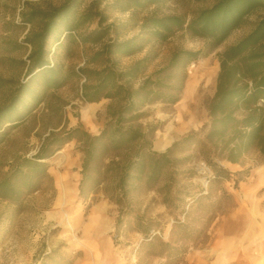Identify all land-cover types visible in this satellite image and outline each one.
Here are the masks:
<instances>
[{"label":"trees","instance_id":"obj_1","mask_svg":"<svg viewBox=\"0 0 264 264\" xmlns=\"http://www.w3.org/2000/svg\"><path fill=\"white\" fill-rule=\"evenodd\" d=\"M42 1L44 8L30 7L25 2L19 22L5 21L1 27L6 34H15L20 27L29 29L21 42L0 44V54L18 52L21 46L29 48V53L24 81L13 88L0 107V143L3 128L22 124L49 91L64 86L61 69L49 57L55 56V50L62 48L65 41L99 46L86 63L98 60L101 70L91 72L95 81L83 86V100L89 104L101 99L115 100L120 105L109 111V120L96 135L75 127L63 135L46 138L31 158L20 160L9 177L0 181V198L13 201L17 187L28 193L39 191L49 180L46 160L74 141L83 156L78 197L86 199L102 192L122 206L133 193L156 192L175 220L167 242L151 237L149 229H143L144 245L150 255L164 258L165 264L182 263L189 246L206 238L211 224L232 202L222 186L230 173L217 161L239 164L252 151L264 157V0H195L212 3L194 12L188 20L151 14L131 29H125V24H107L108 18L97 11L105 0H60L58 6L50 4L53 0ZM163 1L116 0L105 10L129 13ZM253 16L257 19L250 31L217 54L215 91L206 105L208 121L163 152L152 150L153 131L144 132L131 125L146 117L143 108L178 101V96L161 92L165 86L160 79L152 81L150 76H144L148 65L156 59L153 48L178 32H186L191 38L205 41L212 52ZM134 29L136 34L128 37ZM140 54L144 56L127 70H115L111 57L131 58ZM206 54L175 51L161 72L185 71ZM80 72L88 75L86 70ZM7 83L0 80V87ZM178 155L183 158H176ZM197 160L209 167L211 176L205 190L189 194L176 187L175 182L184 173L194 175V171H182L180 166ZM242 180L237 178L234 188ZM184 196L188 201L180 206ZM179 207L182 218L176 216ZM155 249L158 251L154 252Z\"/></svg>","mask_w":264,"mask_h":264},{"label":"rangeland","instance_id":"obj_2","mask_svg":"<svg viewBox=\"0 0 264 264\" xmlns=\"http://www.w3.org/2000/svg\"><path fill=\"white\" fill-rule=\"evenodd\" d=\"M114 1L105 0L97 11L103 12L108 18L107 24H125V29H131L151 14L158 17L182 16L188 20L194 12L212 3L165 0L129 13L105 10ZM25 2L30 7L46 6L42 0H0V44L21 42L28 32V27H20L15 34H6L1 29L5 21L19 22V12L26 9ZM50 4L58 6L61 1L53 0ZM256 19L257 16L251 17L247 25L234 32L212 52L205 41L191 38L186 32H178L164 44L153 48L156 59L148 65L144 76H150L152 81L160 79L165 86L161 92L178 96V101L175 104L154 103L143 108L146 117L131 125L144 132L153 131L152 150H156L153 145L157 136L165 133L162 138L166 139L160 147L164 148L186 134L200 130L208 121L206 105L215 91L217 54L249 32ZM94 26L93 23L91 28ZM136 32L137 29H134L128 37ZM76 42L65 41L62 48L55 50V56L49 57L61 69L65 78L64 86L49 91L44 101L22 124L2 129L0 181L9 177L20 160L31 158L50 135H63L75 127H80L90 135L98 134L109 120V111L120 105L115 100L101 99L92 104L83 100V86L92 85L95 81V75L91 72L101 70L98 60L93 64L86 63L99 50V46ZM175 51H204L207 54L185 71L161 72ZM28 53L29 48L21 46L18 52L0 54V80L8 82L0 87V107L6 103L13 88L24 81ZM143 56L111 59L116 63L115 70L121 72ZM80 70H86L88 75ZM82 157L77 144L74 141L68 143L46 160L49 180L39 191L28 193L17 187L13 201L0 198V264H165L164 258L150 255L142 233L146 228L151 237L155 236L163 242L170 240L175 217L162 203L161 197L154 191L137 192L131 194L122 206L102 192L86 199L79 198ZM176 158L181 159L183 156L178 155ZM217 163L230 173L229 180L222 186L231 195L232 202L224 206L209 227L206 238L189 246L180 264H206L204 257L198 253L208 245L215 222L232 213L239 199L249 203L255 201L264 206V179L261 187L255 192L250 191L258 184L262 176L260 172L264 173V157L252 151L237 165L224 161ZM180 168L182 171L192 170L195 174L184 173L179 176L176 187L189 194L207 188L211 172L204 162H184ZM239 177L243 180L234 188V181ZM187 201V196H184L180 206ZM176 216L182 218L181 207ZM118 220L121 221L118 223ZM157 251L155 249L154 252Z\"/></svg>","mask_w":264,"mask_h":264},{"label":"crops","instance_id":"obj_3","mask_svg":"<svg viewBox=\"0 0 264 264\" xmlns=\"http://www.w3.org/2000/svg\"><path fill=\"white\" fill-rule=\"evenodd\" d=\"M164 134L156 137L154 151L163 152L169 146L160 148ZM262 176L251 192L261 187ZM198 255L206 264H264V206L239 199L232 213L215 222L208 245Z\"/></svg>","mask_w":264,"mask_h":264},{"label":"bare ground","instance_id":"obj_4","mask_svg":"<svg viewBox=\"0 0 264 264\" xmlns=\"http://www.w3.org/2000/svg\"><path fill=\"white\" fill-rule=\"evenodd\" d=\"M167 136V135H166ZM166 139V138H165ZM161 147V146H160Z\"/></svg>","mask_w":264,"mask_h":264}]
</instances>
